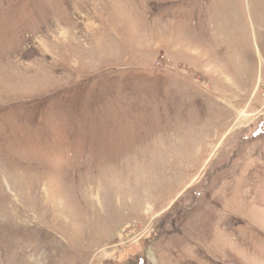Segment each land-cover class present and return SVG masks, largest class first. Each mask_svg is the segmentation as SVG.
<instances>
[{
  "label": "rangeland",
  "instance_id": "1",
  "mask_svg": "<svg viewBox=\"0 0 264 264\" xmlns=\"http://www.w3.org/2000/svg\"><path fill=\"white\" fill-rule=\"evenodd\" d=\"M0 264H264V0H0Z\"/></svg>",
  "mask_w": 264,
  "mask_h": 264
},
{
  "label": "bare ground",
  "instance_id": "2",
  "mask_svg": "<svg viewBox=\"0 0 264 264\" xmlns=\"http://www.w3.org/2000/svg\"><path fill=\"white\" fill-rule=\"evenodd\" d=\"M114 209V208H113Z\"/></svg>",
  "mask_w": 264,
  "mask_h": 264
}]
</instances>
